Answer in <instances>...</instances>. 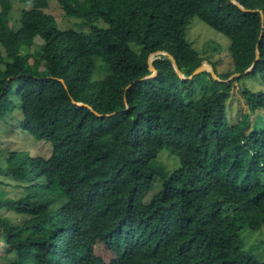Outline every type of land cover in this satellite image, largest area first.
<instances>
[{
	"label": "trees",
	"instance_id": "trees-1",
	"mask_svg": "<svg viewBox=\"0 0 264 264\" xmlns=\"http://www.w3.org/2000/svg\"><path fill=\"white\" fill-rule=\"evenodd\" d=\"M236 1L256 11L56 0L76 30L58 27L48 0H0V121L15 116L16 130L50 147L4 154L0 174L22 190L10 198L0 179L8 264H264V239L244 240L264 228V91L242 88L253 118L230 122L227 106L234 82L264 89V0ZM195 18L230 41L225 72L188 41ZM157 52L186 77L207 60L222 81L207 71L182 80L163 54L143 79Z\"/></svg>",
	"mask_w": 264,
	"mask_h": 264
},
{
	"label": "rangeland",
	"instance_id": "rangeland-1",
	"mask_svg": "<svg viewBox=\"0 0 264 264\" xmlns=\"http://www.w3.org/2000/svg\"><path fill=\"white\" fill-rule=\"evenodd\" d=\"M48 4L49 7L47 11L48 13L52 14L56 18V20L59 21L57 22L59 28L68 27L70 29L76 30L81 29L78 22L75 21L77 19H67L70 23L68 24L61 17L59 8H57L58 4L56 0H48ZM20 7L21 4L13 3V11L9 17L14 18L15 16H17V14L20 13ZM187 39L192 44L193 48H195L201 55H210V59L213 62L218 63V73L225 72L228 69L227 62L229 58L228 48L230 45V41L225 36L219 34L218 32L214 31L195 18L188 28ZM41 43V39L36 36L34 39L33 48L40 45ZM161 54L163 53H154L150 54L149 57L154 60ZM226 56H228V58ZM204 62L208 63L207 60H205ZM100 64L102 63L99 60H96L97 68L101 66ZM104 73L105 72H103L102 70L101 74L103 75ZM101 74L100 72H95L94 77L101 78ZM244 86H247L248 89L252 90V92L254 93L264 91L263 85L261 84L259 78H248L243 82H234L233 89L230 93V98L227 103V106H229L228 118L230 122L237 121L240 118V115L243 113H248L252 118L254 117V114L250 112L248 105L246 104V101L242 95V88H244ZM10 97L15 103L19 101V98L14 92L10 93ZM14 117L15 116L10 115L8 117V123L0 121V166L3 165L5 156L4 154L11 150H26L30 155H42L44 157H47L50 152L49 145L42 141L33 140L27 134L23 133L20 129L16 130L14 126H16L17 121ZM163 155L167 156L166 154ZM162 161L172 164L170 161V157H163ZM0 179H2L3 182L6 183V185L2 186V188L7 192V196L17 200V198L21 195L22 190L13 187V182H10L9 179L1 174ZM7 183H9V185H7ZM260 239H264V228L261 232L246 231L244 233V240L246 242V245H249L251 242H257ZM6 252L7 251H5V249L0 248V264H8V260L5 257ZM260 254L264 256V253L262 254L260 252Z\"/></svg>",
	"mask_w": 264,
	"mask_h": 264
},
{
	"label": "water",
	"instance_id": "water-1",
	"mask_svg": "<svg viewBox=\"0 0 264 264\" xmlns=\"http://www.w3.org/2000/svg\"><path fill=\"white\" fill-rule=\"evenodd\" d=\"M230 1H231L235 6H237L241 11H244V12H255V11H256V10L245 9V8H244L242 5H240L236 0H230ZM259 14H260V18H261V20H264V16H263L262 11L259 10ZM260 36H261V34H260ZM259 39H260V37H259ZM157 53H163V55H166V56L170 59L172 65H173V67H174V70H175L176 74H177L178 77H179L180 79H182V80H184V79H191V78H193L195 75L207 71V72L210 73V75L212 76L213 80H216V81H222V80L219 79V77L215 74V72H214L212 66L209 65L208 63L202 62L201 65H200L198 68H196V69L191 73L190 76L186 77V76H184V75L180 72V70L178 69V67H177V65H176V62H175L174 58H173L171 55H169V54H167V53H164V52H157ZM259 56H260V53H259V50H258L257 45H256V48H255V60H258V59H259ZM147 62H148V69L150 70L151 74H150L149 76L144 77L143 79H145V78H153V77L156 75V73H157L155 67H154L153 64H152L153 59L149 57ZM252 67H253V64H252L247 70H245L244 73L249 72V71L251 70ZM237 75H238L237 73H236V74H233V75L230 76L229 79H232V78H234V77L237 76ZM134 82H135V81H134ZM129 86H130V85H129ZM129 86H128V87H129ZM73 103L76 104V105H78V106H87V105H85V104H83V103H78V102H75V101H73Z\"/></svg>",
	"mask_w": 264,
	"mask_h": 264
}]
</instances>
